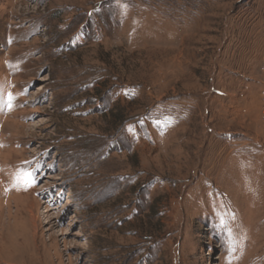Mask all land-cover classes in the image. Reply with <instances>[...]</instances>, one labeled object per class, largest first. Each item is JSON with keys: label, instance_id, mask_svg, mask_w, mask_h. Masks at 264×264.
Returning <instances> with one entry per match:
<instances>
[{"label": "rangeland", "instance_id": "obj_1", "mask_svg": "<svg viewBox=\"0 0 264 264\" xmlns=\"http://www.w3.org/2000/svg\"><path fill=\"white\" fill-rule=\"evenodd\" d=\"M263 68L264 0H0V264H264Z\"/></svg>", "mask_w": 264, "mask_h": 264}, {"label": "built area", "instance_id": "obj_2", "mask_svg": "<svg viewBox=\"0 0 264 264\" xmlns=\"http://www.w3.org/2000/svg\"><path fill=\"white\" fill-rule=\"evenodd\" d=\"M264 69V68H263ZM264 72V70H263ZM259 97H260V119L264 121V86L262 89L259 91Z\"/></svg>", "mask_w": 264, "mask_h": 264}, {"label": "snow or ice", "instance_id": "obj_3", "mask_svg": "<svg viewBox=\"0 0 264 264\" xmlns=\"http://www.w3.org/2000/svg\"><path fill=\"white\" fill-rule=\"evenodd\" d=\"M29 180H30V177H28L27 174H19L16 177L17 183H21V182L27 183L29 182Z\"/></svg>", "mask_w": 264, "mask_h": 264}, {"label": "bare ground", "instance_id": "obj_4", "mask_svg": "<svg viewBox=\"0 0 264 264\" xmlns=\"http://www.w3.org/2000/svg\"><path fill=\"white\" fill-rule=\"evenodd\" d=\"M44 213H47V212H44ZM2 262H4V261H2Z\"/></svg>", "mask_w": 264, "mask_h": 264}]
</instances>
